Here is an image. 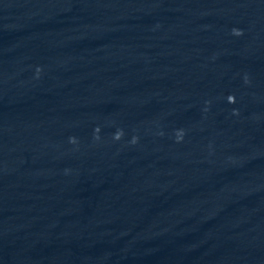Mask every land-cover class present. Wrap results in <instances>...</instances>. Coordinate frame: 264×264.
Returning <instances> with one entry per match:
<instances>
[{
  "label": "clouds",
  "instance_id": "1",
  "mask_svg": "<svg viewBox=\"0 0 264 264\" xmlns=\"http://www.w3.org/2000/svg\"><path fill=\"white\" fill-rule=\"evenodd\" d=\"M232 31H233V34H234V35H237V36L242 35V32H241L240 30H238V29H233ZM228 100H229V102H234V97L229 96V97H228ZM96 131L98 132L99 129L97 128ZM122 135H123L122 131H118V132L115 134V137H114V138L118 140V139L121 138ZM71 142L75 143V139L72 138ZM133 143H135V138L133 139Z\"/></svg>",
  "mask_w": 264,
  "mask_h": 264
}]
</instances>
